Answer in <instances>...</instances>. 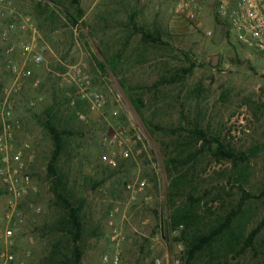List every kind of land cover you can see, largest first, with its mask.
<instances>
[{"label":"rangeland","instance_id":"obj_1","mask_svg":"<svg viewBox=\"0 0 264 264\" xmlns=\"http://www.w3.org/2000/svg\"><path fill=\"white\" fill-rule=\"evenodd\" d=\"M5 2L0 30H7L8 38L0 40V101L12 81L8 62L21 65L18 51L28 40L15 26L9 29L17 23L9 10L30 16L39 42L49 48L42 64L29 66L31 76L12 97L16 141L29 142L35 154L31 172L38 194L24 205L41 208L35 221L29 218L16 232L10 249L17 264H42L50 244L36 229L46 219L50 198L45 177L53 143L39 121L47 109L51 123L69 132L60 166L75 195L86 198L77 242L80 264H108L104 256L115 254L119 264H151L156 257L162 264H182L184 249L174 240L181 227L170 226L166 204L169 180L142 116L167 130L181 128L178 139L170 131L159 137L171 149L174 139L186 141L183 136L199 120L240 155L234 168L204 151L190 167L192 185L208 206L218 198L226 210L240 201L241 187L254 196L246 207V233L259 223L261 230L252 247L236 259L230 256L228 264H264V196L259 195L264 192V57L239 45L208 11L198 23L175 18L168 0H79L83 14L76 23L70 0ZM11 45L16 49L7 54ZM114 57L118 64L111 71L105 60ZM192 65V72L182 74ZM78 68L89 78L88 91L103 96L102 108L91 110L79 99ZM175 74L182 76L149 89ZM135 86L143 87L133 89L145 101L141 113L125 92ZM6 208L0 193V234ZM4 248L0 241V255Z\"/></svg>","mask_w":264,"mask_h":264},{"label":"trees","instance_id":"obj_2","mask_svg":"<svg viewBox=\"0 0 264 264\" xmlns=\"http://www.w3.org/2000/svg\"><path fill=\"white\" fill-rule=\"evenodd\" d=\"M76 8L77 15L70 18L76 23L83 14L79 7V0H70ZM106 64L111 71H115L117 57L106 59ZM193 65L182 71V74L192 72ZM181 74H175L173 79L162 78L152 84L149 89L171 83L181 78ZM143 88L135 86L125 92L134 106L141 113L145 101L141 96L133 93V89ZM51 109L45 110L39 118L45 130L49 133L53 151L46 167V181L48 183L47 204L48 214L37 229L42 238L50 240L49 248L42 264H80L82 251L77 242L82 237L84 226L83 208L86 198H78L69 184V178L60 166L66 147V129H58L51 123ZM47 117L46 122L43 118ZM142 121L149 134L155 139L163 158V167L169 184L166 191V204L169 209L170 226L181 227L178 236L174 239L181 243L184 249L182 264H228L231 257L235 259L252 247V244L261 230L262 224L246 233L248 215L246 207L252 194L242 187L240 201L225 209L224 203L214 200L209 206L204 201L205 195H197L192 185L190 167L195 164L198 155L204 151L209 152L218 162H232L234 168L240 155L231 146L226 145L217 136L209 134L208 130L195 120L188 134L183 136L186 141L177 143L175 140L173 149L170 145L159 140L162 134L170 131L175 138L182 137L177 134L181 128H166L153 124L142 116ZM199 145V147H197ZM241 174V170L237 171ZM264 196V192L259 194ZM87 196V195H86ZM180 199V200H179ZM206 207L203 209V207ZM69 253V255L67 253ZM231 256V257H230Z\"/></svg>","mask_w":264,"mask_h":264},{"label":"built area","instance_id":"obj_3","mask_svg":"<svg viewBox=\"0 0 264 264\" xmlns=\"http://www.w3.org/2000/svg\"><path fill=\"white\" fill-rule=\"evenodd\" d=\"M172 5V14L175 18L188 22L198 23L205 14L211 13L212 19L223 26L230 36H233L239 45L253 49L264 57V0H168ZM6 4L0 0V7ZM17 19L14 26L28 40L19 48L21 65L8 62L7 70L12 76L11 83L2 90L0 101V193L7 198V208L3 218V228L0 241L4 244V251L0 255V264H17L16 255L10 249L14 244L16 232L24 226L28 219L35 221L41 213L39 205L27 203V199L38 194V186L34 181L31 166L35 158L34 150L29 142L18 143L16 131L19 124L13 119L14 94L21 90L23 82L31 76L29 66L40 65L48 53L45 42H39L37 28L30 16L17 14L9 10ZM3 14L0 13V16ZM7 30H0V40L6 41ZM15 46H8L7 54L15 51ZM3 69L0 66V74ZM78 97L89 104L91 110H98L104 105V98L97 92H89V78L78 68L76 71ZM73 103V102H72ZM116 137V136H115ZM144 184L141 183L142 187ZM29 209L30 216H26ZM115 237H111V240ZM29 251L25 256L29 257ZM103 261L108 264H119L117 254L112 257L104 256ZM151 264H162L158 257Z\"/></svg>","mask_w":264,"mask_h":264},{"label":"water","instance_id":"obj_4","mask_svg":"<svg viewBox=\"0 0 264 264\" xmlns=\"http://www.w3.org/2000/svg\"><path fill=\"white\" fill-rule=\"evenodd\" d=\"M215 63L214 62H212V65H214ZM44 119H45V117L43 118V121H44Z\"/></svg>","mask_w":264,"mask_h":264}]
</instances>
